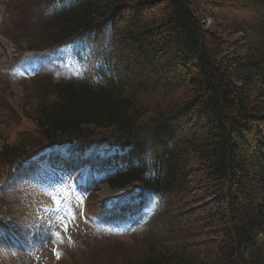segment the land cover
I'll list each match as a JSON object with an SVG mask.
<instances>
[{
  "label": "trees",
  "instance_id": "trees-1",
  "mask_svg": "<svg viewBox=\"0 0 264 264\" xmlns=\"http://www.w3.org/2000/svg\"><path fill=\"white\" fill-rule=\"evenodd\" d=\"M37 1H24L39 38L29 49L46 58L78 38L100 66L94 83L45 72L26 83L51 94L20 107L31 135L11 142L0 116V184L54 146L114 149L106 184L161 203L123 264H264V0L236 2L261 12L229 21L242 53L204 30L208 0Z\"/></svg>",
  "mask_w": 264,
  "mask_h": 264
},
{
  "label": "rangeland",
  "instance_id": "rangeland-1",
  "mask_svg": "<svg viewBox=\"0 0 264 264\" xmlns=\"http://www.w3.org/2000/svg\"><path fill=\"white\" fill-rule=\"evenodd\" d=\"M24 1L0 0V14L3 12L6 16L5 4L10 13L4 20L0 18V116L6 119L8 127L4 133L11 142L34 131L32 124L20 113V107L29 104L34 97L36 100L39 95L51 94L45 83L32 90L22 80L36 74L40 68L38 64L15 70L10 77L7 71L8 66L16 64L14 61L20 53L39 43L37 30L24 27L34 15L32 6ZM237 1L208 0L207 4H210L203 6L202 23L204 30L222 37L229 46L227 52L242 53L246 47V35L236 34L229 21L235 17L245 18L254 24L259 21L261 12L252 4L238 5ZM66 47L67 60L62 61L60 57L54 61L60 68L54 79L94 81L98 60L85 52L77 53V47L75 49L72 44ZM44 72L51 74L43 69ZM0 128L4 130L5 126ZM113 153L104 151L100 156L109 157ZM90 158L89 146L64 145L49 150L46 158H35L19 174L7 179L1 192L6 194L5 199L12 211L8 217L12 219H9L11 230L0 237L5 242H0V264H73V256L77 259L74 264H123L143 251L147 243L140 244L133 239L141 238L149 228L142 231L145 219L155 207L137 198L135 186L125 190L112 189L107 184L98 186L104 174L111 170V165L107 160ZM78 171L86 175L85 188L79 190L74 189L71 177ZM94 185L97 187L89 213L98 212L100 215L96 220H88L83 217V205ZM107 203H110L109 207ZM155 223L154 220L148 233L155 230ZM78 231L90 239L80 249L74 242V233ZM55 252L60 254L59 258Z\"/></svg>",
  "mask_w": 264,
  "mask_h": 264
},
{
  "label": "snow or ice",
  "instance_id": "snow-or-ice-1",
  "mask_svg": "<svg viewBox=\"0 0 264 264\" xmlns=\"http://www.w3.org/2000/svg\"><path fill=\"white\" fill-rule=\"evenodd\" d=\"M56 235H58V234H56ZM55 251V250H54ZM55 255L57 256V258H59V253L58 252H55Z\"/></svg>",
  "mask_w": 264,
  "mask_h": 264
}]
</instances>
